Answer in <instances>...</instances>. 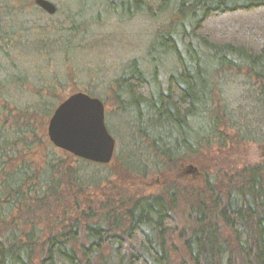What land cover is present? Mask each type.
Instances as JSON below:
<instances>
[{
  "label": "trees",
  "instance_id": "obj_1",
  "mask_svg": "<svg viewBox=\"0 0 264 264\" xmlns=\"http://www.w3.org/2000/svg\"><path fill=\"white\" fill-rule=\"evenodd\" d=\"M71 4L61 15L0 0V264H264V162L221 179L205 172L199 189L164 182L156 195L110 190L95 200L87 191L109 173L98 178V163L72 158L37 130L72 79L50 68L58 57L83 69L86 22L103 9L120 19L169 17L149 59H131L113 80L124 167L162 174L215 139L223 143L227 130L264 142V0Z\"/></svg>",
  "mask_w": 264,
  "mask_h": 264
},
{
  "label": "rangeland",
  "instance_id": "obj_2",
  "mask_svg": "<svg viewBox=\"0 0 264 264\" xmlns=\"http://www.w3.org/2000/svg\"><path fill=\"white\" fill-rule=\"evenodd\" d=\"M48 1L52 2L57 9V13L62 15L66 7L73 6L71 2L75 0ZM23 2L25 6L29 7L33 5L34 0H23ZM74 6H76V11L80 13L81 6ZM96 16L97 18L89 20L90 23L86 22V26L91 33L87 38L91 42V47L79 52V55L83 54V57L85 56L84 59L80 58L82 61L77 64L78 67L83 69L78 71L74 69L73 65L74 68L71 67L69 62L62 65L61 59L58 57L56 62H60V66H56L55 63L52 66L53 68H50L54 71L58 67L60 79L64 78L66 73L68 78H72L70 80L66 79V85L63 88H58L55 94L56 97L64 99L72 93L87 90L92 95L95 94L104 103V123L106 128L112 132L115 146L110 162L105 167L98 164V178L107 173L110 176L105 182H100L98 189L90 188L87 191L89 199L102 200L110 190L120 192L121 195L122 193L133 196L156 195L161 192L164 182H176L183 188L199 189L202 188L201 186L204 183L205 172L221 179L223 174L232 173L247 165L264 162V142H241L231 137L232 132L227 130V136L224 138L223 143H218L215 139L211 144L202 146L200 150L190 155L184 163L172 165L171 169H165L162 174L150 172L140 177L135 174V171H130L124 167L125 163L127 164V154L124 149L122 130L120 129L122 121L118 120V117L117 120L113 117V115H116L114 112L116 105L112 98L113 80L121 75L131 59H135L139 63L146 62L149 59L146 49L154 37V32L163 30L169 17L164 16L161 20L155 21L145 13L140 12L131 19H120L111 16L103 9L97 10ZM94 24L98 25V28H95ZM21 56L19 54L15 58L18 59ZM26 57H28L27 54ZM64 59L66 60V58ZM84 68L87 69L84 71ZM162 71L161 75L164 79L166 69L163 68ZM157 78L160 79V76L158 75ZM28 85L24 87L27 91L31 87L30 84ZM226 90L228 94L235 91L234 87L230 85L226 87ZM48 119L49 117L44 120L42 126L37 127L38 136H42V138L44 136L47 140H49L46 133ZM66 154L74 158L73 155L67 152ZM62 156L68 162L71 160L70 157H66L64 154ZM93 167L95 166L93 165ZM173 242L181 250V245L177 239H174Z\"/></svg>",
  "mask_w": 264,
  "mask_h": 264
},
{
  "label": "water",
  "instance_id": "obj_3",
  "mask_svg": "<svg viewBox=\"0 0 264 264\" xmlns=\"http://www.w3.org/2000/svg\"><path fill=\"white\" fill-rule=\"evenodd\" d=\"M34 3L48 14L56 11L48 0ZM46 133L54 147L90 162L107 164L114 152L115 141L104 123V105L84 92L72 93L57 104Z\"/></svg>",
  "mask_w": 264,
  "mask_h": 264
}]
</instances>
